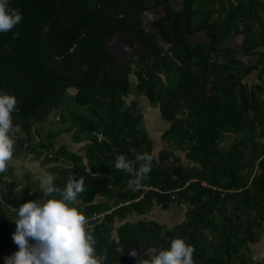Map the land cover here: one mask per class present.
<instances>
[{"label":"trees","instance_id":"trees-1","mask_svg":"<svg viewBox=\"0 0 264 264\" xmlns=\"http://www.w3.org/2000/svg\"><path fill=\"white\" fill-rule=\"evenodd\" d=\"M104 1L115 14H127L149 0H65L61 20L47 34L58 55L94 27ZM196 1L204 5L216 0H181L177 8L171 2L175 13L154 23L166 40L177 44L164 53L135 15L117 16L103 7L96 30L70 57L56 60L42 32L57 16V0H10L23 13L12 30L0 32V89L17 100L12 134L18 130L25 135L17 140L13 156L32 141L33 124L46 123L73 90L84 110L71 114L63 132L70 133L73 142L85 143L84 156L53 141L38 142L34 150L47 153L58 187L72 175L84 177L85 191L78 195L76 207L92 227L97 254L106 252L103 264H127L121 248L133 240L167 248L172 238L182 237L195 248V264H247L239 249L257 244L259 233L264 242V51H258L264 48V0L221 3L216 19L195 6ZM118 32L139 36L147 47L136 61L121 62L109 50ZM197 33L206 40L189 39ZM238 35L244 48L258 56L255 62L208 60L214 50L227 53L225 44ZM135 62L141 66L136 70ZM132 76L136 91L156 105L159 117L169 124L160 138L176 141L184 160L164 147L154 155V144L141 126L142 114L136 101L129 100ZM226 132L236 137L221 148ZM93 133L103 139L98 142ZM143 151L154 156L150 173L141 181L148 188L145 192L129 187L130 174L115 167L117 154L133 161ZM32 198L43 201L48 196L43 191ZM173 203L189 208L169 228L135 218L152 206L167 210ZM10 216L15 218V213L0 205V264L18 248ZM216 218L223 255L202 263L207 252L201 234ZM248 264H264V259Z\"/></svg>","mask_w":264,"mask_h":264},{"label":"clouds","instance_id":"clouds-1","mask_svg":"<svg viewBox=\"0 0 264 264\" xmlns=\"http://www.w3.org/2000/svg\"><path fill=\"white\" fill-rule=\"evenodd\" d=\"M22 19L23 13L10 0H0V32L12 30ZM17 35L13 32V36ZM18 110L15 95L0 89V172L13 157L12 113ZM153 159L149 151L138 152L133 161L120 153L115 167L130 174L128 184L134 188L147 178ZM41 188L47 199L28 200L15 209V230L11 235L18 248L4 257V264H103L106 252L97 254L92 227L75 206L78 195L85 191L84 177L72 175L60 188L49 173L41 178ZM194 251L192 244L177 236L170 240L169 247L155 252L151 259L141 260V264H195ZM130 254L137 253L132 249Z\"/></svg>","mask_w":264,"mask_h":264},{"label":"rangeland","instance_id":"rangeland-1","mask_svg":"<svg viewBox=\"0 0 264 264\" xmlns=\"http://www.w3.org/2000/svg\"><path fill=\"white\" fill-rule=\"evenodd\" d=\"M181 0H173L172 5L173 8H177L179 6V2ZM232 0H216L213 4L204 3V5H201L199 1L195 2V6H200L203 10H207L212 14V18H217V12L216 10L221 5V3H224L228 5V2H231ZM264 15V13H262ZM199 16H197L198 18ZM204 39V38H203ZM195 40V39H194ZM205 41V40H203ZM114 44L116 46V43L114 40H111L110 46L111 49L114 47ZM261 50L264 51V48H261ZM113 52V49H112ZM258 56H250L246 57L240 62L243 65L250 64L252 62H255L257 60ZM136 61V60H134ZM133 68L136 70L140 68L141 66L137 64V62L132 64ZM263 78H264V71H263ZM131 94L129 95V100H135L137 103V112H142V119L144 118L143 114L148 115L151 118L150 125L153 127L148 126L147 121H144L141 123V126H146L148 128L154 129L152 134V140L157 145V148L153 151L154 155L157 156L158 152L162 149V147L174 151L175 154L179 155L183 159V153L178 148V143L176 141H172L169 138H166L165 140L160 138V135L165 129V127H169V124L163 121L159 117L158 110L156 108V105L150 104L147 97H145L142 94H139L136 89L134 88L133 84L136 82L135 78L131 77ZM255 80V79H254ZM264 84V83H263ZM74 91H68L65 97V100L63 101L62 106L59 110H55L51 112L49 119L44 124L35 123L32 127V141L28 144L26 143L24 145V148L20 150L18 156H13L12 159L8 163V167L3 171L0 172V205L3 210H8L12 212V214L15 213V209L19 207L20 204L24 203L28 200H35L32 198L36 193L43 192V189L41 188V178L50 173V166L46 160L47 153H44L40 150H34L35 144L38 142H48L53 141L56 145H62L63 143H66L68 141L71 142L74 147L75 153L77 154L78 146H80V153H82L81 147L85 145L73 142L70 136H68L69 133L63 132V128L68 127L71 124V114L78 111L77 109H74L73 106L69 105L66 101L67 98L70 97V95L73 96ZM128 100V101H129ZM79 107V106H78ZM83 108V107H79ZM61 118L64 119V122L61 121ZM257 124V119H254L253 125ZM145 127V128H146ZM145 128H143L145 130ZM15 140V149L17 148L16 142L21 137L25 136L23 132L16 130L15 133L12 134ZM68 136V138H67ZM70 137V138H69ZM236 136L226 132L220 142L219 145L221 148H227L229 144L232 143ZM61 140H63L61 142ZM71 140V141H70ZM155 145V146H156ZM83 149V147H82ZM84 151V149H83ZM85 154V153H84ZM82 153L81 156H84ZM79 155V154H78ZM18 162L17 163V169L15 166L11 164V162ZM170 163L166 162V167L169 168ZM1 187L3 189H1ZM39 201L38 199H36ZM77 204H80L78 201H75V206ZM189 207L186 204H176L173 203L167 210H163L160 207L152 206L148 211H146L144 214L136 216L135 218L143 219V220H153L158 222L160 225H163L167 228L174 226L175 224H178L183 216L185 215V211ZM83 209V206H82ZM11 219H14V216H10ZM101 216H99L100 218ZM92 219H95L93 217ZM218 223V225H217ZM2 224H5V221H2ZM14 221L11 220L9 222V226L12 228L14 226ZM14 231V229L12 230ZM221 224L220 220L216 218V223L213 227L207 228L203 230L201 234V240L203 242V246L207 252L206 258L202 259V263H210L214 258L218 256L223 255V245L220 242V236H221ZM261 239L257 244H248L244 245L240 250V253L244 255L247 264L253 263L256 261H260L264 259V242L262 238V233H259Z\"/></svg>","mask_w":264,"mask_h":264},{"label":"flooded vegetation","instance_id":"flooded-vegetation-1","mask_svg":"<svg viewBox=\"0 0 264 264\" xmlns=\"http://www.w3.org/2000/svg\"><path fill=\"white\" fill-rule=\"evenodd\" d=\"M127 2V0H126ZM130 3L131 0H128ZM172 1L168 0H149L147 1L143 6L136 8L132 10L131 12H128L127 14L129 16L135 15V19L139 20L141 22V27L143 29V20L148 19L152 21L154 24L155 22L166 18L167 16H171V14L175 13V9H173L170 4ZM107 3V2H101ZM103 8V7H102ZM113 9V8H112ZM114 11V10H113ZM130 13V14H129ZM126 14V15H127ZM156 27V26H155ZM144 30V29H143ZM145 33V32H144ZM148 34V33H145ZM204 38V39H203ZM190 40H206L202 33H197L195 36H192L189 38ZM112 40L115 41L116 46L114 44V47H112L114 54L116 55L117 59L121 62H130L133 60L138 59L144 50L147 48L144 46V43L142 39L139 36H130L123 32L116 33ZM244 45V44H243ZM245 49V52L243 53L246 57H252L256 56L252 54V51ZM228 52L225 53L227 55L230 53V50L226 49ZM214 53H221V51H215ZM239 55L238 52H236L234 56ZM155 244L151 245H145L141 246L136 240H133L131 242L125 243L121 250L123 253L124 258L127 261V264H141V260L146 259L143 256L144 251H146L149 247L154 246ZM135 249L136 255H131L130 250Z\"/></svg>","mask_w":264,"mask_h":264},{"label":"water","instance_id":"water-1","mask_svg":"<svg viewBox=\"0 0 264 264\" xmlns=\"http://www.w3.org/2000/svg\"><path fill=\"white\" fill-rule=\"evenodd\" d=\"M57 2H58V11H57L56 18L53 21H51L44 28V30L42 32V37H43L45 43L47 44L52 56L56 60H64V59L70 57L71 54L75 51V49L80 44L83 43L84 38L96 30V28L98 27V24L100 22V19H101L102 7H105L113 15H117V16L126 15V14H115L112 7L108 3L100 4L98 6L97 19H96V23H95L94 27L91 30L82 34L79 37V39L71 46V48L64 55L60 56L57 54L52 42L50 41V39L48 38V35H47L48 31L50 29H52L54 26H56L62 18L65 0H57ZM143 29H144L145 33L154 35L156 46L159 48L160 52L164 53V52L168 51L171 47L177 46V44L171 43L168 40H166V38L162 35V33H160L159 29L157 27H155V25L152 23V21H150L148 19L143 20ZM243 44H244V39L241 35L232 36L230 38V40L225 44V48L230 50V53H228L227 55H225V53H211L208 60L210 62H217L219 64H223L225 62L226 57L231 58L236 52H238L239 55L234 56V59L241 61L244 58H246V56L243 54L245 52ZM109 50L112 51L110 45H109ZM258 51H263V50L260 49ZM160 249H162V247L160 245L151 246L146 251H144L143 256L146 259H151L152 255H154L155 252H158Z\"/></svg>","mask_w":264,"mask_h":264},{"label":"crops","instance_id":"crops-1","mask_svg":"<svg viewBox=\"0 0 264 264\" xmlns=\"http://www.w3.org/2000/svg\"><path fill=\"white\" fill-rule=\"evenodd\" d=\"M66 101L68 102V104L69 105H71V106H73L74 107V109H77L78 111H83L84 109L83 108H79L80 106L79 105H77L76 104V102H75V100H74V97L72 96V95H70V97L69 98H67L66 99ZM79 106V107H78ZM140 113H142L141 111H140ZM143 116H144V118L142 119V122H143V120L144 121H147V122H149L148 123V126H150V127H153L152 125H150V122H151V118L149 117V114L148 115H146V114H143ZM49 119V118H48ZM146 126H144V128H145ZM168 128V126L167 127H165V129H163V131L164 130H166ZM145 131H146V133H147V135H148V137L150 138V140L153 142V144H154V147H153V151L157 148V145L154 143V141L152 140V134H154L153 133V131H154V129H150V128H148V127H146L145 128ZM162 131V132H163ZM68 136H70V133L68 134ZM68 136H67V138H68ZM70 138V137H69ZM71 139V138H70ZM63 140H61V142H62ZM71 141V140H70ZM63 143V142H62ZM84 142H81L80 144H83ZM62 145H65L66 147H67V149L68 150H70V151H72V152H75V150L76 149H74V147L72 146L73 144L70 142H68V141H66V143H63ZM83 145H85V143L83 144ZM156 145V146H155ZM83 148H84V146H82ZM82 147H81V150H82V153L84 154V151H83V149H82ZM79 149H80V146H78V149H77V154H79V155H81L82 153H80V151H79ZM17 163L18 162H14L13 163V161L11 162V164L13 165V167L15 166H17ZM17 168V167H16ZM18 169V168H17ZM19 170V169H18Z\"/></svg>","mask_w":264,"mask_h":264},{"label":"built area","instance_id":"built-area-1","mask_svg":"<svg viewBox=\"0 0 264 264\" xmlns=\"http://www.w3.org/2000/svg\"><path fill=\"white\" fill-rule=\"evenodd\" d=\"M93 134L96 135L98 142L101 141V140L103 139V136H102L101 133H93ZM135 190L145 192V191L148 190V188L145 187V186H143V185L140 183V184H138V185L135 186Z\"/></svg>","mask_w":264,"mask_h":264}]
</instances>
